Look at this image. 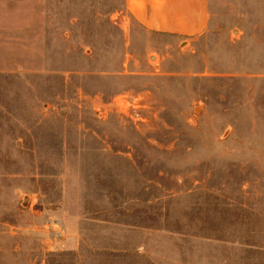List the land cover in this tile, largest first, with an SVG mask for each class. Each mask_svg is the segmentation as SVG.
<instances>
[{
    "label": "rangeland",
    "instance_id": "obj_1",
    "mask_svg": "<svg viewBox=\"0 0 264 264\" xmlns=\"http://www.w3.org/2000/svg\"><path fill=\"white\" fill-rule=\"evenodd\" d=\"M209 1L0 0V264H264V0Z\"/></svg>",
    "mask_w": 264,
    "mask_h": 264
},
{
    "label": "crops",
    "instance_id": "obj_2",
    "mask_svg": "<svg viewBox=\"0 0 264 264\" xmlns=\"http://www.w3.org/2000/svg\"><path fill=\"white\" fill-rule=\"evenodd\" d=\"M126 9L136 21L152 32L191 42L210 28L209 0H125Z\"/></svg>",
    "mask_w": 264,
    "mask_h": 264
}]
</instances>
